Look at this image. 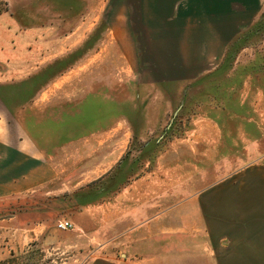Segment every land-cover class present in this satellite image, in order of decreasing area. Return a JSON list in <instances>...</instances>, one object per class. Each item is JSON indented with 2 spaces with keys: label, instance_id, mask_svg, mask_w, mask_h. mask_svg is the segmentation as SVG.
Returning <instances> with one entry per match:
<instances>
[{
  "label": "rangeland",
  "instance_id": "obj_1",
  "mask_svg": "<svg viewBox=\"0 0 264 264\" xmlns=\"http://www.w3.org/2000/svg\"><path fill=\"white\" fill-rule=\"evenodd\" d=\"M114 1L0 0V27L18 33L16 48L0 49V133L14 144L29 136L55 171L0 198V264L120 259L129 234L155 227L162 255L179 235L201 247L197 193L264 164V10L221 66L155 84L137 78L149 61L110 33ZM62 219L73 228H58Z\"/></svg>",
  "mask_w": 264,
  "mask_h": 264
},
{
  "label": "crops",
  "instance_id": "obj_2",
  "mask_svg": "<svg viewBox=\"0 0 264 264\" xmlns=\"http://www.w3.org/2000/svg\"><path fill=\"white\" fill-rule=\"evenodd\" d=\"M114 5L110 33L117 28L127 48L149 61L153 71L141 69L137 78L155 84L194 80L221 66L230 46L264 10V0H115ZM130 12L137 19L133 27ZM16 30L0 27V49L17 44ZM5 138L0 133V198L32 191L54 177V167L29 136L21 144ZM5 179L10 181L2 184ZM195 199L204 232L201 247L195 235H179L162 255L161 231L155 227L143 236L140 229L135 237L129 234L131 245L120 259L96 256L89 264H264V164L240 168ZM46 228H32V239ZM151 241L158 249L143 250Z\"/></svg>",
  "mask_w": 264,
  "mask_h": 264
},
{
  "label": "built area",
  "instance_id": "obj_3",
  "mask_svg": "<svg viewBox=\"0 0 264 264\" xmlns=\"http://www.w3.org/2000/svg\"><path fill=\"white\" fill-rule=\"evenodd\" d=\"M57 226L62 230H70L73 228V223L70 220L62 219L59 220Z\"/></svg>",
  "mask_w": 264,
  "mask_h": 264
}]
</instances>
